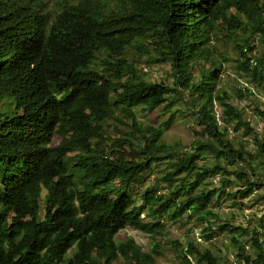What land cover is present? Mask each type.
Segmentation results:
<instances>
[{"label": "trees", "instance_id": "obj_1", "mask_svg": "<svg viewBox=\"0 0 264 264\" xmlns=\"http://www.w3.org/2000/svg\"><path fill=\"white\" fill-rule=\"evenodd\" d=\"M219 33L239 54L237 71L261 85L264 46L253 56L252 42L264 44V0H0V264H157L156 247L143 251L117 233L131 226L164 237L161 218L187 212L210 235L228 233L240 263L264 264V214L249 229L213 224L208 208L224 193L205 187L215 173L233 176L235 203L264 181V131L259 138L217 89L211 43ZM141 54L169 64L172 84L150 80ZM137 107L155 121L168 116L144 124ZM185 111L201 136L181 150L165 142L164 129ZM229 125L253 134L259 158L229 137ZM161 162L153 184L133 194ZM175 245L179 264H191L188 256L222 264L207 248Z\"/></svg>", "mask_w": 264, "mask_h": 264}, {"label": "rangeland", "instance_id": "obj_2", "mask_svg": "<svg viewBox=\"0 0 264 264\" xmlns=\"http://www.w3.org/2000/svg\"><path fill=\"white\" fill-rule=\"evenodd\" d=\"M252 43L254 44L252 55L258 56L264 44L261 39H256ZM211 50L220 63L221 74L217 82V89L225 88L227 90L231 96L230 102L235 108L242 112L244 119L250 123L252 128L259 134V138H261L264 131V82L259 85L258 82H255L253 78L245 75L244 72L241 74L237 71V63L235 60L239 58V54L223 33H219L216 38H213ZM135 59L138 61L139 66L147 73L150 80L172 84L173 75L169 64L157 63L155 61L148 62L147 57L143 54L135 56ZM195 74L198 75L197 68ZM248 89L251 90V94H248ZM177 106L183 108V104L180 102L177 103ZM215 112L218 124L221 127L226 126L222 121L223 115L217 103H215ZM136 114L138 120L144 124H158L164 121L168 116V113L164 112V117L161 116L155 121V114H147L141 107L136 108ZM194 119V114L190 112L185 111L184 114H177L170 125L164 129L165 142L169 144L178 143L181 150H187L190 144L197 137L201 136L200 129L196 126ZM227 128L229 129V137L236 144L242 142L245 146H248L254 155H256V142L253 139V134L245 135L242 127L236 129L229 125ZM58 142L59 137L55 135L52 144L56 145ZM202 162L203 161H200V163ZM257 163L258 161H256V164ZM165 168L166 164L164 162L155 164L153 166V171L146 176V185L144 187L136 186L132 188V193L138 196L144 188L153 184V179ZM229 168L230 170L232 169L231 167ZM259 179L260 183L252 192L245 198L236 197L235 203L233 198L228 195L231 190L236 188L233 183H229L233 180V176L222 173L211 175L205 187L209 189L221 188L224 191L221 195H216L208 206V208L217 215V218L212 219L211 222L213 224L230 222L234 225H243L249 229L254 226L260 227V219L264 214V181L262 178ZM157 187L162 192L166 191L165 184L160 183ZM140 216L143 217L142 214ZM143 219L144 222L149 221V217H143ZM161 223L166 233L164 237L150 236L139 229L126 226L117 233L115 237L116 241H124L128 238H133L134 242L146 252L156 247L159 251V255L155 257L157 264L180 263L182 257L178 255L179 249L177 245H175L176 242L183 246L191 243L201 250L207 248L220 258L222 264H245L244 262L240 263L236 258L235 252L237 249L229 240L230 236L228 233L215 232L210 235L212 232L209 231L206 224L199 222V216L195 213L187 212L177 221L162 217ZM207 236L212 237L208 238ZM260 238H264L262 233ZM240 240L245 250L253 254L254 250L250 245L249 237H240ZM157 244H159V246ZM71 253L72 250L69 251V254ZM186 261L191 264H196V258L192 256H188ZM115 264H134V262L132 260L120 258Z\"/></svg>", "mask_w": 264, "mask_h": 264}]
</instances>
